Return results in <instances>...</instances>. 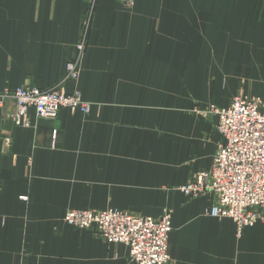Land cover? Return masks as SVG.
<instances>
[{
	"label": "crops",
	"instance_id": "0c3cea01",
	"mask_svg": "<svg viewBox=\"0 0 264 264\" xmlns=\"http://www.w3.org/2000/svg\"><path fill=\"white\" fill-rule=\"evenodd\" d=\"M92 0H0V92L48 90L77 55ZM90 111L18 125L0 107V264H134L125 244L68 225L69 210L172 214L169 264H264V223L238 234L214 194L219 118L264 101V0H97L77 82ZM8 139V141H6Z\"/></svg>",
	"mask_w": 264,
	"mask_h": 264
},
{
	"label": "built area",
	"instance_id": "2783aa9c",
	"mask_svg": "<svg viewBox=\"0 0 264 264\" xmlns=\"http://www.w3.org/2000/svg\"><path fill=\"white\" fill-rule=\"evenodd\" d=\"M96 1L92 0L91 11L76 46L77 55L66 65L60 84L48 90L23 87L13 92H0V107L8 100L15 102L14 118L18 125L28 123L31 109L39 118L45 119H57L62 109L84 114L90 111V105L78 91L67 94L62 85L66 81L79 80ZM211 111L219 118L217 130L224 144L218 150L211 170L197 174L182 191L190 197L214 194L211 215L232 219L238 234H242L245 228L264 221V101L237 96L229 107H213ZM0 138L3 137L0 135ZM238 206L248 208L246 216L240 214L243 209ZM231 209L237 212L233 213ZM64 222L79 229L92 230L107 243L125 244L134 264H169L171 261L172 214L169 211L159 218H152L118 209L69 210Z\"/></svg>",
	"mask_w": 264,
	"mask_h": 264
},
{
	"label": "rangeland",
	"instance_id": "374dc122",
	"mask_svg": "<svg viewBox=\"0 0 264 264\" xmlns=\"http://www.w3.org/2000/svg\"><path fill=\"white\" fill-rule=\"evenodd\" d=\"M215 197V196H214ZM194 198H196V197H194ZM240 209H243V210H240V214L242 215V216H246V214H247V212H246V210L248 209V208H246V207H243V206H238ZM231 211L233 212V213H235V212H237V210H235V209H231ZM258 222H263L264 223V221H257L255 224H257ZM254 224V225H255ZM252 227V226H251ZM247 228H249V227H247ZM247 228H245V229H247ZM110 244V243H109Z\"/></svg>",
	"mask_w": 264,
	"mask_h": 264
},
{
	"label": "trees",
	"instance_id": "16d2710c",
	"mask_svg": "<svg viewBox=\"0 0 264 264\" xmlns=\"http://www.w3.org/2000/svg\"><path fill=\"white\" fill-rule=\"evenodd\" d=\"M65 217V216H64Z\"/></svg>",
	"mask_w": 264,
	"mask_h": 264
}]
</instances>
